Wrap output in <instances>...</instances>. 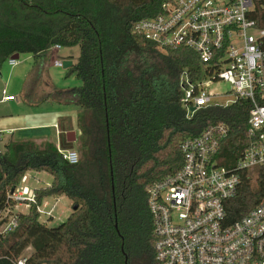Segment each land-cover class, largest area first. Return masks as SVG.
Instances as JSON below:
<instances>
[{
    "label": "trees",
    "instance_id": "1",
    "mask_svg": "<svg viewBox=\"0 0 264 264\" xmlns=\"http://www.w3.org/2000/svg\"><path fill=\"white\" fill-rule=\"evenodd\" d=\"M166 1L0 0V70L16 55L37 63L56 46L80 48L68 72L81 85L57 91L69 98L57 103L78 109L82 154L72 165L52 142L10 139L0 146V216L19 204L11 193L27 173L53 176L49 187L34 191L29 211L17 214V227L0 232V264L24 258L25 264H158L147 190L181 169L184 140L226 123L230 136L219 164L231 166L240 158L249 102L202 108L187 118L180 78L185 69L198 77V57L188 49L160 51L135 32ZM261 13L264 28V9ZM152 57L160 63L148 62ZM60 149H72L63 133ZM241 179L236 197L226 204L228 223L248 214L264 193L263 170L245 172ZM62 196L77 209L50 228L40 221L38 208L46 198ZM28 249L32 253L24 256Z\"/></svg>",
    "mask_w": 264,
    "mask_h": 264
},
{
    "label": "built area",
    "instance_id": "2",
    "mask_svg": "<svg viewBox=\"0 0 264 264\" xmlns=\"http://www.w3.org/2000/svg\"><path fill=\"white\" fill-rule=\"evenodd\" d=\"M262 9L264 0H168L160 14L135 26V32L160 51L188 49L198 57V77L193 79L185 69L180 78L187 118L202 108L229 107L238 101L251 106L246 145L236 163L219 164L230 127L214 124L184 140L181 169L147 190L158 264H264V193L255 208L233 223H228L226 207L236 197L245 172L264 171ZM10 64L15 66L16 60ZM63 64L54 61L56 67ZM219 81L233 86L228 95L234 98L232 103L215 102L225 97L210 90ZM1 95V102L18 100L6 89ZM58 149L69 164L79 163L76 151ZM16 192L13 199L19 203L30 206L35 201L34 190L27 186ZM38 211L51 217L53 209ZM10 217L0 226L2 234L17 227V215ZM25 262L24 258L17 264Z\"/></svg>",
    "mask_w": 264,
    "mask_h": 264
},
{
    "label": "rangeland",
    "instance_id": "3",
    "mask_svg": "<svg viewBox=\"0 0 264 264\" xmlns=\"http://www.w3.org/2000/svg\"><path fill=\"white\" fill-rule=\"evenodd\" d=\"M51 57L38 60L35 63L34 58L29 55H21L20 59L17 61L19 66L14 70L10 66V60L7 61L2 69L0 70V132L2 134V141L0 146L3 147L5 144L12 139V134L15 139H21L24 134L27 137L35 136V134H40V132H47L49 135V140L56 141L55 129L52 124L57 122L60 116L64 118V123L60 124V128L65 130L63 135L66 138V142L72 144L73 151H76L80 158L81 154V141L80 134L77 126V108L70 105H63L57 103L58 101H67L69 98L65 95H60L57 91H70L71 89L77 88L81 85L80 80L75 74H69L68 68L56 67L54 66V61L59 62H73L76 63L80 56V48L78 46L71 48H62L56 52V50L51 51ZM148 62L160 63L158 58L152 57ZM138 63H142V58H138ZM20 75V80L15 81L13 84L12 93L13 96L17 97V101L3 103L1 102V92L5 89V82L12 73L14 79H18L17 74ZM25 90V91H24ZM56 90V91H55ZM211 91L225 95L220 99H216L215 102L229 104L234 101L233 97H228L233 91V86L225 81H219L214 84ZM24 92V93H23ZM30 94L29 96H27ZM47 96L52 100V102H42ZM55 101V102H53ZM53 103V104H52ZM60 112L59 114L56 112ZM42 113V114H41ZM44 114V115H43ZM67 116V117H66ZM26 127L28 133L16 132L14 128ZM12 129V131H10ZM73 133L74 138L71 141H67V134ZM31 175H35L40 182L36 183L32 178L29 182H23L18 186V188L13 192L16 195V191L23 186H31L34 189L46 188L53 181V176L46 172H32ZM11 196L13 198V195ZM26 202V201H24ZM20 204V203H19ZM54 207L53 219L47 217L46 215H41L40 221L46 223L48 227H57L64 223L70 214L74 211L73 202L66 196L62 197L59 201L55 197L46 198L42 203V209L48 211ZM29 207L24 205L22 208L14 207L9 211H6L0 216V223L10 216H15L19 213H27ZM11 218V217H10ZM1 230V229H0ZM32 253L31 249L25 251V255Z\"/></svg>",
    "mask_w": 264,
    "mask_h": 264
},
{
    "label": "crops",
    "instance_id": "4",
    "mask_svg": "<svg viewBox=\"0 0 264 264\" xmlns=\"http://www.w3.org/2000/svg\"><path fill=\"white\" fill-rule=\"evenodd\" d=\"M20 57H21V55H19V58L16 60V65L15 66H12L11 64H10V66L12 67V68H14V70L19 66V64H18V60L20 59ZM29 57H31V56H29ZM72 64H73V62H72ZM15 74H17V76H18V79H14V76H13V74L11 73L10 74V76H9V78L6 80V82H5V89L7 90V92H8V94H10V95H12V93H10L11 91H12V88H13V84H15V81L16 82H18L19 80H20V75L18 74V72H15ZM1 78H2V76H0ZM25 91V90H24ZM24 93V92H23ZM1 99H2V97H1ZM48 102H52V100H49V101H47L46 103H48ZM54 102V101H53ZM3 103H7V102H3ZM53 104V103H52ZM60 106H63V105H60ZM60 112H62V111H59V112H56V113H60ZM42 114V113H41ZM61 114V113H60ZM44 115V114H43ZM62 117H65V116H60V118H59V120L57 121V122H54V124H52L53 125V127H54V129L56 130L55 131V136L57 137V140L56 141H51V140H49V137H48V133L45 131V132H40V134H35V136H31L30 138L29 137H27L26 136V134H24L22 137H24V138H21V139H18V138H16L15 139V137H14V135L12 134V139H14V140H27V139H32V140H34V141H37V142H46V141H48V142H52V143H54L57 147H60V145H61V142H62V133H64V132H62V129L63 128H60V124L62 123L61 122V119H62ZM67 117V116H66ZM0 128H2V127H0ZM13 130H15L16 132H23V133H28V132H30V130L29 131H27V128L26 127H19V128H14ZM10 131H12V129L10 130ZM31 173L32 172H29V173H27L26 174V184L29 182V180H30V178H32L36 183H39L40 182V180L34 175H31ZM36 173H40V172H36ZM51 185V184H50ZM49 185V186H50ZM49 186H47V187H49ZM29 189H32V190H36V189H34L33 187L31 188V186H29L28 187ZM62 197H64V196H62ZM62 197H55L56 198V200L57 201H59L60 199H62ZM50 198V197H49ZM24 205H27L28 207H30L29 206V204H27V203H20V204H18L17 205V207H19V208H22ZM40 208L42 209V205L40 206ZM53 209V212H54V207L52 208ZM52 209H50V210H48L49 212L52 210ZM43 210V209H42ZM29 211V210H28ZM47 211V212H48ZM53 212H52V214H51V217L50 218H52L53 219ZM22 213V212H21ZM1 224V223H0Z\"/></svg>",
    "mask_w": 264,
    "mask_h": 264
},
{
    "label": "water",
    "instance_id": "5",
    "mask_svg": "<svg viewBox=\"0 0 264 264\" xmlns=\"http://www.w3.org/2000/svg\"><path fill=\"white\" fill-rule=\"evenodd\" d=\"M18 58H19V55H16V56L12 57V60H17ZM71 65H72V62L68 61V62H64L63 67L67 69V68L71 67ZM195 110H196L195 107L191 109L192 112ZM73 138H74L73 133L67 134V141L68 142L71 141V139H73ZM13 192H14V190L12 191V194H13ZM76 209H77V206L74 207V210H76ZM2 225H3V223L0 224V226H2Z\"/></svg>",
    "mask_w": 264,
    "mask_h": 264
}]
</instances>
